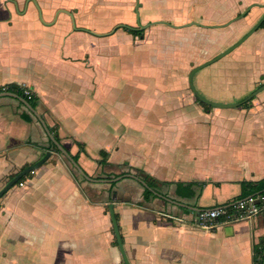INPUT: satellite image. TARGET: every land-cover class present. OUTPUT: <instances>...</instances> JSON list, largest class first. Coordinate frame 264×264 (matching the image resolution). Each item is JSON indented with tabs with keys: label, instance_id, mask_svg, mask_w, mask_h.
Wrapping results in <instances>:
<instances>
[{
	"label": "crops",
	"instance_id": "1",
	"mask_svg": "<svg viewBox=\"0 0 264 264\" xmlns=\"http://www.w3.org/2000/svg\"><path fill=\"white\" fill-rule=\"evenodd\" d=\"M217 1H230L232 11L210 26L236 28L233 21L245 15L242 0ZM128 2L0 0V87L29 86L37 111L89 175L130 165L153 177L158 192L145 199L144 185L131 176L114 185L74 168L75 176L64 153L51 148L37 115L19 98L0 95V188L50 151L0 197V264H125L110 202L131 264L264 262V210L255 221L217 219L208 228L196 222V208L239 199L243 180L264 181V93L237 106L202 101L189 72L177 70L200 52L195 44L190 51L178 34L201 38L205 31L193 20L174 25L143 17L145 0H131L132 8ZM254 5L264 2L254 0L248 9ZM148 29L156 33L152 42H146ZM220 31L201 49L223 47L215 44ZM263 31L255 49L234 66L224 63V78L218 77L224 86L241 83L246 92L236 87L234 100L218 102L239 101L264 83ZM194 81L203 92L200 79ZM101 150L108 152L104 163Z\"/></svg>",
	"mask_w": 264,
	"mask_h": 264
},
{
	"label": "rangeland",
	"instance_id": "2",
	"mask_svg": "<svg viewBox=\"0 0 264 264\" xmlns=\"http://www.w3.org/2000/svg\"><path fill=\"white\" fill-rule=\"evenodd\" d=\"M254 0H242V17L236 18L233 23L237 24L236 28L228 27L226 25L224 27L217 26L213 27L210 25L221 24L223 21L224 15L228 12L232 11L230 7V1L226 3L218 2L217 0H145L144 4L140 10L141 15L143 17L152 16L154 18H161L164 20H171L170 23L174 25L185 24L186 22L196 21L199 24H195L196 26L202 28L205 31V34L199 38L197 35H190L189 38L187 35L181 33L179 35V40L185 41L187 48L189 47L190 51H192V46L195 44L198 52H200V56L195 58L196 60H190L187 63H179L177 65V70L180 74H188L190 71L188 70L190 65L199 62L200 64L207 61L210 58L215 57L221 51L228 48L230 45L235 43L238 39H240L245 33H247L264 15V5H254L248 9L251 3ZM258 3L264 2V0H256ZM128 6L132 8V2H128ZM121 2L114 3L115 7H121ZM127 4V3H126ZM147 4V5H146ZM227 12V13H226ZM237 12L235 11V14ZM124 14L121 10H115L116 16H122ZM234 14V15H235ZM178 15V17H176ZM211 15V18H209ZM239 15V14H238ZM237 15V16H238ZM111 16V15H110ZM114 16V15H113ZM115 17V16H114ZM216 17V18H214ZM110 19V18H108ZM107 19V20H108ZM78 20V19H77ZM109 22V20H108ZM92 26V25H89ZM238 26V27H237ZM97 27L100 28V24H97ZM240 27V28H239ZM221 28L220 35L217 38L215 44L218 46H223L216 50H202L201 48H206L207 46H212L213 43V30ZM226 28V29H225ZM262 26L255 30L247 39H245L244 43L239 44V46L235 47L225 55L215 59L214 61L202 66L199 68L195 75V79H200L197 84H201L203 92H201L206 97L222 102H228L234 100L233 95L230 93L234 88L240 90L239 93H245L246 90L240 88L241 83L238 84H230L224 86L226 82H221V79L224 78L225 69L224 63H229L231 66H234V63L237 62V59L242 56L249 54V51L254 50L256 47L257 37L260 36V30ZM225 29V30H223ZM264 32V31H263ZM240 35L238 37L237 35ZM147 40L146 42H152L156 38V33L152 30H147ZM193 36V37H192ZM264 38V35L261 36V39ZM132 43H136L135 41ZM170 45V44H167ZM194 45V46H195ZM201 49V50H200ZM209 52V54H208ZM195 53V50H194ZM208 54V55H207ZM258 58V57H257ZM233 68L231 67V70ZM197 75V77H196ZM218 77H222L218 80ZM121 83L133 85V82L126 81L124 77H121ZM243 79L245 77H238ZM195 84V81H194ZM220 86V87H218ZM229 86V87H228ZM196 87V84H195ZM227 87V89L225 88ZM233 92V91H232ZM260 93H264V89L260 91ZM214 113L211 117V121L214 119Z\"/></svg>",
	"mask_w": 264,
	"mask_h": 264
},
{
	"label": "water",
	"instance_id": "3",
	"mask_svg": "<svg viewBox=\"0 0 264 264\" xmlns=\"http://www.w3.org/2000/svg\"><path fill=\"white\" fill-rule=\"evenodd\" d=\"M264 20V15L260 18V20L247 32L245 33L240 39H238L235 43H233L232 45H230L228 48H226L225 50L221 51L219 54H217L215 57L208 59L207 61L194 66L190 73H189V81L191 84V87L193 89V91L195 92V94L204 102L212 104V105H216V106H237L242 104L243 102L251 99L256 93H258L259 91L264 89V83L259 85L256 89H254L253 91H251L246 97H244L243 99L239 100V101H235V102H230V103H222V102H217L214 101L212 99H209L208 97H206L205 95H203L201 92H199V90L195 87L194 84V73L201 68L202 66L214 61L215 59L225 55L226 53H228L229 51H231L232 49H234L235 47H237L239 44H241L245 39H247V37H249L255 30H257L261 23ZM145 26V25H144ZM0 95H11V96H15L17 98H19L20 100H22L28 108H30L36 115L37 117L40 119V121L42 122L43 126L45 127L46 131L48 132L50 138L53 140V142L58 146V148L64 153V155L69 159V161L73 164V166L75 167L76 171L78 173H80L81 175H83L85 178L89 179V180H93V181H106V182H113L116 180L121 179L124 176H131L135 179H137L140 183H142L144 186H149L148 183L142 178L140 177L138 174L134 173V172H130V173H125L122 175H118L116 177H111V178H101V177H93L91 175H89L85 169L79 164V162L77 160H75L73 158V156L71 155V153L65 148V146L56 139L55 135L51 132L50 128L48 127L45 119L43 118V116L41 115V113L39 111H37V109L35 107L32 106V104L23 96L20 95L16 92L13 91H8V90H2L0 91ZM50 156V151H47L46 155L43 156L41 159H39L38 161H36L35 163L29 165L28 167L22 169L21 171H19L14 177H12L11 179H9L5 185H3L0 188V197L10 188L12 187V185H14L16 183V181H18L20 179V177H22L23 175H25L26 173H28L29 171H33L34 169H36L37 167H39L42 163H44V161ZM151 189H153L152 187H150ZM154 192H157L155 189H153ZM158 193V192H157ZM200 208H196V210H198ZM109 213L113 222V227H114V231H115V235L117 237V241H118V245L120 248V251L122 253V257L123 260L125 262V264H131L129 257L127 255L125 246H124V242L121 236V232H120V228H119V224H118V219L116 216V212H115V207H114V203L110 202L109 203Z\"/></svg>",
	"mask_w": 264,
	"mask_h": 264
},
{
	"label": "built area",
	"instance_id": "4",
	"mask_svg": "<svg viewBox=\"0 0 264 264\" xmlns=\"http://www.w3.org/2000/svg\"><path fill=\"white\" fill-rule=\"evenodd\" d=\"M24 94L28 97L33 96L31 88L27 85L22 87ZM264 210V189L250 193L232 201L227 205L215 207H202L196 211V222L204 228H208L215 223L217 219L224 221H255L261 211ZM254 264H264L260 258L256 259Z\"/></svg>",
	"mask_w": 264,
	"mask_h": 264
},
{
	"label": "trees",
	"instance_id": "5",
	"mask_svg": "<svg viewBox=\"0 0 264 264\" xmlns=\"http://www.w3.org/2000/svg\"><path fill=\"white\" fill-rule=\"evenodd\" d=\"M260 26H264V20H263V22L261 23ZM126 28L129 29L130 31H132L133 33L137 34V35H143V33H144V29H142V28H134V27H126ZM2 90L14 91V92H16V93H18L20 95H23L32 104L33 107L36 108V106H37V102H36L34 94H33L32 97H28L26 94H24L23 90L20 87H18L16 84H8L6 86H2V87H0V91H2ZM247 103H249V101L245 102V104H247ZM50 130L54 133L56 139L60 141V137H59L58 133L54 130L53 126L50 127ZM51 148L61 152V150L53 142V140H51ZM101 153L103 155V158L99 159L98 161H99V163H104V162H106V156H107L108 152L105 151V150H101ZM72 156H73V158L75 160H78L77 154H73ZM125 165H128V164L125 163ZM28 166L29 165H26L22 169H24V168H26ZM71 167H72V171L74 172V175L76 176V174H75V172H76L75 170L76 169L74 170L75 167L73 166V164H71ZM132 169H134L135 172L148 183L149 186H144V196H145V199H149L151 196L154 195L153 189L156 188V184H155V179L153 177L149 176L147 173H144L143 169H139L137 167H133V166L129 165L128 169H124V170L120 171L119 173H106L104 176H98V177H101V178H104V177L105 178L116 177L118 175H122V174H125V173H130V172H132ZM17 173L11 175L10 179L12 177H14ZM24 177H25V175L20 177V179L18 181H16V183L20 182ZM116 182H117V180L111 182V185H114ZM196 182L197 181H192L189 184H193V183L195 184ZM198 183L203 185V184H205V181H202V182L200 181ZM241 186L243 188V191H242L241 195L239 196V198L244 197L246 195V193H245L246 191H244V188H246L247 186L250 187V189H249L250 193L264 189V181L262 180V181H259L258 183H253V182H250V181H244L243 180V181H241ZM150 187H152L153 189H151ZM189 193L190 194H195L196 192H195L194 189H191L189 191ZM259 258L261 260L263 259L262 257H259Z\"/></svg>",
	"mask_w": 264,
	"mask_h": 264
}]
</instances>
